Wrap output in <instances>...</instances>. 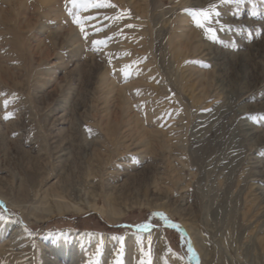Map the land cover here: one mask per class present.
Here are the masks:
<instances>
[{"label": "rangeland", "instance_id": "1", "mask_svg": "<svg viewBox=\"0 0 264 264\" xmlns=\"http://www.w3.org/2000/svg\"><path fill=\"white\" fill-rule=\"evenodd\" d=\"M82 2L0 0V264H264V0Z\"/></svg>", "mask_w": 264, "mask_h": 264}, {"label": "snow or ice", "instance_id": "2", "mask_svg": "<svg viewBox=\"0 0 264 264\" xmlns=\"http://www.w3.org/2000/svg\"><path fill=\"white\" fill-rule=\"evenodd\" d=\"M70 2H71V4H72L73 6H76L77 3H78V0H70ZM224 2L227 3L228 0H224ZM239 2H242V0H237V3H239ZM89 4H93V0H83V2L81 3V7H85V8H87ZM93 6H97V7H99V6H103V5L100 4V3H95V4H93ZM110 6H111V5H110ZM70 14H72V13H70ZM197 15L203 16L206 20L211 18L209 13H207V12H203V11H201V12L198 13ZM216 15L219 16L220 14L217 12ZM73 22H74V23H77V24L80 26V29H81L82 32L84 31V24L81 22V18H80V17H76V16H74V20H73ZM198 26L203 27L204 25L198 23ZM209 31H214V30H213V29H209ZM85 39H87V36H85ZM94 43L99 44V43H101V42H100V41H95ZM6 118H7V117H6ZM147 227H148L147 225H144V226L141 228V230L143 231V230L147 229ZM118 264H119V262H118ZM142 264H150V261H144V262H142Z\"/></svg>", "mask_w": 264, "mask_h": 264}, {"label": "bare ground", "instance_id": "3", "mask_svg": "<svg viewBox=\"0 0 264 264\" xmlns=\"http://www.w3.org/2000/svg\"><path fill=\"white\" fill-rule=\"evenodd\" d=\"M3 17V16H2ZM57 38V37H56ZM102 81H103V83L104 84H108V80H107V78H105V77H103V79H102ZM108 89V88H107ZM65 147V146H64ZM64 147L62 148V150H61V152H63V150H65L64 149ZM60 152V151H59ZM61 154V153H60ZM159 208V207H158ZM157 208V209H158ZM159 209H162V211L164 210V208L162 207V208H159ZM73 211H75V212H80L81 211V209H79V208H76L75 210H73ZM165 211V210H164ZM167 213H169V211H167ZM105 215V214H104ZM109 222H111V223H113V222H115L117 219H113V218H110V217H105ZM264 242V241H263Z\"/></svg>", "mask_w": 264, "mask_h": 264}, {"label": "trees", "instance_id": "4", "mask_svg": "<svg viewBox=\"0 0 264 264\" xmlns=\"http://www.w3.org/2000/svg\"><path fill=\"white\" fill-rule=\"evenodd\" d=\"M117 228L119 229V227H115V228H113V229H117Z\"/></svg>", "mask_w": 264, "mask_h": 264}]
</instances>
